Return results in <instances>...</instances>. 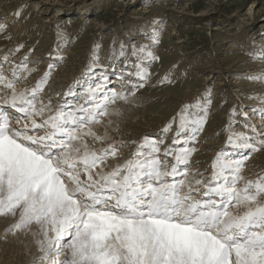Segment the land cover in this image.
Masks as SVG:
<instances>
[{
    "label": "rangeland",
    "instance_id": "374dc122",
    "mask_svg": "<svg viewBox=\"0 0 264 264\" xmlns=\"http://www.w3.org/2000/svg\"><path fill=\"white\" fill-rule=\"evenodd\" d=\"M0 15L13 19L9 24L0 25V40L6 45L0 48V67L3 63L10 66L0 71V82L9 79L0 92L1 100L4 96L10 97L5 91H11L21 76L22 82L28 80L25 95L36 87V93L30 98L32 108L36 106L35 97L48 86L55 94L63 93L58 108L54 104L40 108L41 121L45 118L44 127L60 108L76 110L85 104L89 110L94 108L93 104L100 103L92 99L97 97L105 101V105L102 109L94 108L93 120L91 113L82 116L80 126L98 121L114 102H122V106L133 110L145 108L146 117L131 123L132 127L125 130L126 136L122 138V143L134 148L121 156L122 164L114 177L119 192L114 189L117 193L114 200L121 196L123 188L128 191L132 189L130 185H139L142 181L139 171H143L148 180L160 176L156 183H140L141 189H149L158 182L160 186L154 194L165 188L168 191V183L177 173L180 174L174 184L175 194L186 181L193 187H201L196 190L198 194H203L208 187L205 209L218 202L224 204L223 211H226L242 194L252 197L256 193L254 198L261 196L264 201V152L257 160L252 155L261 149L264 151V141L259 140L264 134L260 128V123H264V72L258 75L249 68L256 60L264 61V0H0ZM47 55L52 58L50 62L42 65L41 61L37 68L27 65L29 56L42 59ZM109 77L117 78L122 88L120 92H109L113 86L108 84ZM256 78L263 89L252 90L247 86ZM239 80L244 81L240 83ZM105 90H108L106 95ZM255 103L261 106H251ZM244 109L247 114L242 113ZM122 119L120 123L123 121L124 125L126 119ZM151 123L156 124L154 131L148 128ZM53 129L54 135H61L56 132L59 129ZM231 147L234 149L229 150ZM134 154L144 167L131 172L129 177L133 182L128 180L120 189L124 183L121 178L126 176ZM226 161L236 164L237 171L227 167ZM195 163L198 167L191 169ZM173 166L175 168L171 169ZM245 168L251 172L256 170V179H249L246 186L249 192L238 190L236 199L218 201L222 182L232 194L238 185L242 188L245 181H241V176ZM0 169L9 179V171L1 164ZM224 170L234 173V177L225 180ZM4 186L12 195L11 202H16L21 198L17 194L27 190L20 181L4 183L0 192ZM111 191L109 196L114 195L113 189ZM168 194L159 196L157 207L160 211L152 213L151 218L172 220L177 213V207L167 218L161 213L169 208L164 205ZM191 213L192 217L184 222L194 220L197 213ZM127 219L141 220L142 217L130 215ZM218 219L210 216L207 227L193 224L203 231L216 225ZM260 219L264 224V212ZM96 226V233L90 235L92 243L101 250L110 244L116 252L126 254L131 263L134 260L132 252L138 251L150 264H192L196 260L199 264L201 258L208 256L202 249L197 251L192 240L164 227H144L131 231L125 239L108 221H99ZM232 241H229L231 245L236 242ZM263 242L261 248H264ZM235 257L243 259V256ZM240 259L234 261L235 264H255L249 258L239 263Z\"/></svg>",
    "mask_w": 264,
    "mask_h": 264
},
{
    "label": "bare ground",
    "instance_id": "6f19581e",
    "mask_svg": "<svg viewBox=\"0 0 264 264\" xmlns=\"http://www.w3.org/2000/svg\"><path fill=\"white\" fill-rule=\"evenodd\" d=\"M11 17L0 15V25L1 23L9 24L13 20ZM12 43L14 44L13 41ZM4 44L0 40V48L5 47ZM51 59L49 55L42 59L29 56L26 62L29 67L37 68L36 66L41 61L44 65ZM6 67L10 66L3 63L0 71H4ZM249 68H251L250 71L259 75L264 72V61L256 60L250 64ZM39 73L40 76H43L42 71L38 70ZM22 78L20 76L14 83L11 91H5V93H10L7 96L12 98L4 96V99L1 100L0 96V164L9 171L8 179L6 178L7 174L3 175L0 169V186L4 183L13 182L15 184L20 181L27 187L25 192L17 194L21 195V198L16 202H11L12 195L5 186L1 188L0 264H150L147 262V257L139 251L132 252L131 257L134 260L131 263L126 254L116 252L115 247L110 244H106L104 250L98 248V245L96 247V243H92L93 240H90V235L92 232L96 233V225L99 221H108L113 224L121 231L125 239L131 231L153 226L164 227L174 234H181L188 240H192L197 251L201 252L200 249H202L208 255L206 259L201 258L202 261L199 264H235L234 261L240 259L235 256H243L239 263H245L244 261L249 258L255 264H264V248H261L263 245H260L264 241V237H261V233H264V224L261 222L263 219H260L264 212V201L261 196L254 198L256 193L252 197L242 194L240 198L238 197L239 199L235 198L238 195L235 196L238 190H247L249 179H256V170L251 172L248 168L244 169L241 176V181H245V184L241 186L243 189H239L240 185H238L236 187L238 189H235L233 194L226 189L227 185L222 186L225 184L224 182L219 185L222 192L218 191V193L220 192L218 201L227 202L231 197L236 199L230 203V208L226 211H223L224 204L222 203H217V207H211L207 212L204 211V197L208 187L206 190H202L203 194H198L196 190L201 187H193L190 185L192 184L190 181H186L183 183L184 185H180L177 194L174 193L176 185H168L169 194L164 205H169V208H166L168 214L174 213L176 207L178 209L174 217L171 216L172 220L160 217L151 218L152 213H159L160 209L157 207L159 196H163L164 193L158 191L154 194L150 188L141 189L142 184L140 183L146 181H150L149 184L156 183L159 175L148 180L144 177V172L139 171L144 177L139 185H130L129 187L132 189L128 190V188V191L123 188L121 196L116 200L112 197L109 198L108 194L109 191L112 192V189L115 191L114 189L118 187L114 182V177L119 171L117 168L122 164L123 157L121 158V156L134 148L133 145L122 143V138H125L127 133L125 130L132 127L131 123H136L146 117L145 108L133 110L122 106V102H114L108 106L98 121H90V124L77 126L74 131L64 125L56 132L67 131L57 136L49 132L47 125L44 127L45 118L44 121H41L43 114L39 111L40 108L53 104L55 108H58L63 100V93L55 94L48 90L50 88L48 86L35 97L37 99L36 106L32 108L30 98L36 93V87H33L28 95H25L27 92L24 90L27 88L28 80L22 82ZM8 80L0 82V92L3 91V85H6ZM107 81L108 84H113L111 89L109 88V92L121 91L122 88L118 84L117 78L110 79L109 77ZM239 81L242 83L244 80ZM218 84L220 82L217 83V86ZM247 84L252 90L263 89V84L258 78ZM257 92L261 93V91ZM105 93H108V90L104 91V95H106ZM99 100L101 101V99H97V101ZM100 105H105V103L95 104L96 107H100ZM251 106L256 108L261 105L255 103ZM35 111L38 113L35 114ZM55 112L59 113V111ZM242 113L247 114L245 109ZM119 118L121 120L125 118L126 123L123 125V120L121 124ZM259 122L263 121L259 119ZM151 124L148 128H152L151 130L154 131L156 124ZM260 124V128L264 131V123ZM53 127L58 129L56 126ZM262 136L264 134L261 135L260 141H264ZM51 141L58 149L52 148ZM237 149L241 150V147L237 145ZM114 150L116 151L112 153ZM262 152L264 151L261 149L252 155L257 160L261 157L260 153ZM49 153L52 154L48 155ZM231 154L230 158H232ZM130 160L132 164L126 170V172L128 171L126 176L121 178L124 183L120 182L122 184L120 189L128 180L129 183L131 182L129 177L131 172L144 167L139 163L140 159L135 154ZM225 163H227V167L234 168V172L237 171L236 164L227 161ZM69 166H72L73 169L71 170ZM196 167H198L197 163L191 169ZM173 168L175 166L171 169ZM227 171H222V177H225V180L229 176L234 177V173ZM177 174L179 176L180 173ZM178 176L174 175L172 183L178 180ZM152 185L154 186V184ZM163 185L164 183L161 184V187ZM118 202L120 207H118ZM191 212L197 213L194 220L188 223L184 222L185 219L192 217ZM161 213L164 214V212ZM130 215H139L142 219H127L130 218ZM180 215L182 216L180 217ZM210 216H214L216 220L219 218L216 225L203 231L194 226L193 222L197 225L201 223L206 227L210 226ZM121 217L127 220L121 219ZM244 232L246 235L243 234ZM230 240H236V244L231 245ZM196 262L197 260L192 264H198Z\"/></svg>",
    "mask_w": 264,
    "mask_h": 264
}]
</instances>
